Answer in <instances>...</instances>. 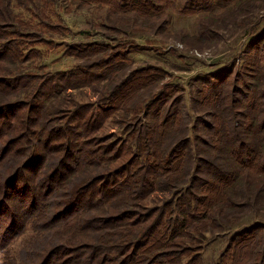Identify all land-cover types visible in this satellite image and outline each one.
<instances>
[{
	"label": "rangeland",
	"instance_id": "374dc122",
	"mask_svg": "<svg viewBox=\"0 0 264 264\" xmlns=\"http://www.w3.org/2000/svg\"><path fill=\"white\" fill-rule=\"evenodd\" d=\"M34 1L0 13V185L27 187L0 189V264H264V0ZM81 136L96 162L76 167ZM125 161L121 179L95 176ZM142 179L143 202L129 192ZM183 208V235L163 239ZM158 210L140 257L100 259L115 240L93 218H129L124 244ZM10 213L24 228L4 242Z\"/></svg>",
	"mask_w": 264,
	"mask_h": 264
},
{
	"label": "trees",
	"instance_id": "16d2710c",
	"mask_svg": "<svg viewBox=\"0 0 264 264\" xmlns=\"http://www.w3.org/2000/svg\"><path fill=\"white\" fill-rule=\"evenodd\" d=\"M22 2H25V3H27L28 4V1L29 2H31L32 4H34V0H21ZM21 3V2H20ZM20 3H18L17 2V0H9V1H7L6 3H4V4H0V13H2L4 10H8L9 11V9H10V4L12 5V8H13V10L14 9H21V7H22V5L23 4H20ZM40 9H41V7L39 8V10H38V14H39V16H41L43 13H41L40 12ZM32 12L31 10H27V13L28 12ZM35 13V12H34ZM141 13H145V11H143V12H141ZM11 15V14H10ZM35 15H37V14H35ZM44 16H46V14H44ZM15 18V20H16V17H14ZM42 18H44V17H42ZM12 19V18H11ZM1 20V19H0ZM2 21V23H6V22H8V21H5V20H1ZM47 21V20H46ZM8 23H10V22H8ZM43 23V22H42ZM45 23V22H44ZM41 24V23H40ZM19 27H22V28H19V27H16L18 30H21V31H19V32H21V33H23V32H27V31H36L37 33H39L40 34V31H38V26H33L30 22H24V21H21L20 19H19V24H17ZM46 25H48V24H46ZM44 26V25H43ZM48 27V26H47ZM48 28H52V27H48ZM15 35V37L18 39V37L20 36L17 32L14 34ZM25 36V35H24ZM27 37V36H26ZM29 38H33V39H36L37 37L36 36H33V35H29L28 36ZM28 38V39H29ZM91 122V121H90ZM91 124H92V122H91ZM78 129H80L81 130V128H80V126H79V128ZM144 134L145 133H147V132H143ZM141 135L142 134H140V137H141ZM79 138V140H77L78 141V143L77 144H71V146H75L76 148H78V147H82V152H83V154H82V152H80V151H77V153H78V158L75 160V166L77 167V166H83L84 164H87V163H95L96 162V159H95V157H93V155H95L94 154V152H92V154H91V152L89 151V150H86L85 149V147H86V143L84 142V140H83V137L81 136V137H78ZM145 138H149V137H145ZM139 141H140V139H138ZM150 141V140H149ZM89 143V142H88ZM149 144V147H153V149H155L154 148V146L152 145V141L151 142H149L148 143ZM145 147H147V145H144L143 143H141V145L140 146H137L136 147V149H137V151L139 152V154H141V155H143L144 154V152H145ZM126 149V148H125ZM128 152L129 150L128 149H126L125 150V152ZM92 156V157H91ZM137 156V155H136ZM122 156H119V158H121ZM91 158V159H90ZM92 160V161H91ZM131 160V159H130ZM38 161V159H37V157H36V152H33V154H32V156H31V159L29 160V162H28V164H27V169H35V167H36V165H37V162ZM201 161V160H200ZM241 161V163H245V162H243L242 161V159L240 160ZM202 162V161H201ZM97 163H98V161H97ZM128 162L127 161H125V162H123L121 165H119V166H114L111 170H105L104 172H101V173H99V174H96L95 176H99L98 178H100V180H103V181H105L107 178L108 179H111V178H113V177H116L117 179H121V177H122V175H123V170H126L127 171V169H128ZM148 165H146L145 167H147ZM70 167H72V165H70ZM148 168L150 169V168H156L157 169V171L159 170V171H161L160 169H159V166L158 165H156L155 167H152V166H148ZM18 174V173H17ZM17 174H15L14 173V175L13 176H9V177H7L6 178V180H4L3 182H2V184L0 185V189L2 190V194L4 195V196H6L9 192L10 193H12V194H16V193H18V192H20V190H25L27 187H25V186H23V185H18V178H19V175H17ZM146 175H148V176H150V178L154 175V174H151L149 171H146ZM97 178V179H98ZM107 185V184H106ZM113 185H114V183H113ZM113 185H109L110 187H113ZM137 186H140L139 188H137ZM131 188V187H130ZM48 190V189H47ZM143 190V192H147V191H150V188H149V185H147L146 183H145V180L144 179H142V182L139 184V185H137L136 183H135V185L131 188V189H129V192L131 193V196L132 197H138L137 199H141V202H143L144 201V199H145V197L143 196V197H141V196H138V192H140V191H142ZM27 191H29V195H32V197H31V199H32V203H31V205H29V206H31V207H33L34 205H35V207H37L38 206V201H43V200H40V198H43V194H41V192L39 193V192H37V190L36 189H34V188H28L27 189ZM21 193V192H20ZM108 193H111V192H109L108 191ZM20 195V194H19ZM104 195V194H103ZM100 198V197H99ZM105 200H106V198H104L103 199V201L105 202ZM75 202V203H74ZM73 203V204H72ZM43 205V204H42ZM65 206H68L67 208H65V211H67V209H70V211H72V214H74V213H76V211H78L80 208H81V204H78L77 202H76V200H75V198H74V200H73V202H71V204H67V205H65ZM172 206V203H169L165 208L166 209H168L169 207H171ZM34 207V209H33V211L36 213V208ZM145 207V206H144ZM5 207L3 206V204L2 203H0V209H4ZM137 208V206H135V208L134 209H136ZM146 208V207H145ZM164 208V207H163ZM6 209V208H5ZM30 210V209H29ZM189 210V208H183V209H180L179 211H180V213L182 214V218H183V220L182 221H180V226L179 227H174L173 229H171L166 235L164 234V235H162L161 237L163 238V239H168V238H170L171 236H173L174 235V238H178V237H181L182 235H183V229H184V227H185V225H186V222H185V220H187V218L188 217H192V215L189 213V214H187V211ZM5 211H7V210H5ZM2 212H3V210H2ZM64 212V211H63ZM149 212V211H148ZM159 212H160V210H158V215L156 216V218H152L153 220H152V222H150V219H149V217L151 216V217H154L153 216V214H151L150 216H148V217H146V214L145 215H143L142 216V218H141V221H139V225L140 226H145L148 222H150L148 225H147V228H146V230L143 232V233H140L139 235H138V233H139V231L137 232V237H136V239L135 240H131V241H127L126 243H124L123 244V238L122 237H126V234H128V231H127V228L128 227H132V226H130L129 225V223L131 222V220L129 219V218H127L126 216H124V215H122L121 216V218H107V217H97L96 219L95 218H93L92 220H91V224H90V233H96V232H98V231H103V230H106V235H110V240L111 239H114L115 240V242L113 241V242H111L110 244H106L105 246L103 245L102 247H103V249H102V253H101V255H100V259L101 260H105L104 261V263L105 262H107V261H109L110 263H111V261L112 260H116L118 257H120V258H122V260L124 259V260H130L131 259V256L130 255H122V252L123 251H125V248L127 249V246L128 245H131V248H133L134 250H135V252H134V255H132V256H135V257H140L141 255L139 254V252L140 251H142V253L144 252L143 251V249H145V248H143L142 249V247H140L139 248V244L140 243H143V239L144 238H147V237H150L149 238V241L151 242L152 240H155L154 242H156V237L154 236V233L156 232V230L162 225V221L164 220V217L163 216H160L159 215ZM60 214H61V212L59 213V214H57L56 216H54V217H52V219L50 220V222L51 223H53V221L54 222H56L58 219H59V217H60ZM64 214H65V212H64ZM130 214V213H129ZM11 215V216H10ZM10 215H9V217L11 218V220H10V224L7 226V227H5L4 228V232H5V236H9L10 235V237L9 238H7L6 240L4 239V237H3V241L4 242H7V241H9L10 239H12V238H14V237H16V235H17V233L16 234H12L11 232L13 231V229L14 228H16V229H20V230H22L23 228H24V224H23V222H21L19 219H18V216H16L15 214H12V213H10ZM65 216L66 217H69L70 215L69 214H65ZM13 220V221H12ZM119 220H122V221H124L123 223H121V224H117V223H119ZM146 221V222H145ZM179 221H177L176 222V224L178 223ZM143 224H145V225H143ZM155 225L156 226V228L157 229H155V231L153 232L151 229H150V226L151 225ZM121 228H123L124 229V232H126V233H121V232H123V231H121L120 229ZM153 229V228H152ZM4 232H3V234H4ZM165 237V238H164ZM145 241V240H144ZM166 242H164L163 244H165ZM147 246H148V242L146 243V249H147ZM0 249H3V248H0ZM82 250H79V251H83L82 253H81V255H83V256H86L87 255V253L89 252V249H91V247H89V246H85L84 247V245H83V247L81 248ZM86 249H88V252H86ZM92 253V252H91ZM122 256V257H121ZM157 257L158 256H155V257H153V258H155V259H157ZM95 256H93V257H91L90 259H89V261H88V264H96V262H95ZM119 261V260H118ZM117 261V262H118ZM51 262H50V260H47L46 262H44V264H50ZM121 263H122V261H121ZM84 264H85V262H84Z\"/></svg>",
	"mask_w": 264,
	"mask_h": 264
}]
</instances>
